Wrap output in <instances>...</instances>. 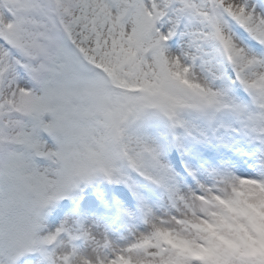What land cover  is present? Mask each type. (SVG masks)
Here are the masks:
<instances>
[{"label": "snow or ice", "instance_id": "6c2138e0", "mask_svg": "<svg viewBox=\"0 0 264 264\" xmlns=\"http://www.w3.org/2000/svg\"><path fill=\"white\" fill-rule=\"evenodd\" d=\"M0 264H264V0H0Z\"/></svg>", "mask_w": 264, "mask_h": 264}]
</instances>
